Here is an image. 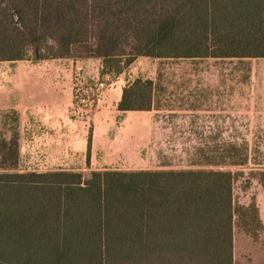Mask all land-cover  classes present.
I'll return each instance as SVG.
<instances>
[{"label": "trees", "instance_id": "trees-1", "mask_svg": "<svg viewBox=\"0 0 264 264\" xmlns=\"http://www.w3.org/2000/svg\"><path fill=\"white\" fill-rule=\"evenodd\" d=\"M138 56L264 57V0H0V61L119 74ZM152 93L138 78L119 108L148 110ZM1 149L0 264H235V226H261L235 203L239 170L22 171L16 134Z\"/></svg>", "mask_w": 264, "mask_h": 264}, {"label": "crops", "instance_id": "crops-1", "mask_svg": "<svg viewBox=\"0 0 264 264\" xmlns=\"http://www.w3.org/2000/svg\"><path fill=\"white\" fill-rule=\"evenodd\" d=\"M3 62L9 66L0 71V114L15 115L22 171L176 169L144 156L146 150L147 155L154 153L150 145L156 133L170 128L159 123L157 116L191 115L203 107L192 95L201 86L199 77L164 76L158 69L148 74L145 68L133 67L134 61L117 74L122 83L112 93L109 108L98 111L86 125L71 113L73 71L82 66L92 76L114 74L103 72L101 59L26 58ZM138 78L153 81L152 107L121 110L124 88ZM162 90L167 91V100Z\"/></svg>", "mask_w": 264, "mask_h": 264}, {"label": "rangeland", "instance_id": "rangeland-1", "mask_svg": "<svg viewBox=\"0 0 264 264\" xmlns=\"http://www.w3.org/2000/svg\"><path fill=\"white\" fill-rule=\"evenodd\" d=\"M7 66L8 62L0 61V71ZM134 66L145 68L148 74L158 69L164 76L200 78L201 86L192 95L203 103L201 112L159 114V123L170 128L156 133L150 145L154 153L147 155L146 150L144 156L176 169L241 171L234 186L235 203L245 207L254 204L261 226L255 235L235 226L234 262L264 264V57L138 56ZM166 92L162 90L163 98ZM15 134V115L0 114L1 172L12 161L1 147Z\"/></svg>", "mask_w": 264, "mask_h": 264}, {"label": "built area", "instance_id": "built-area-1", "mask_svg": "<svg viewBox=\"0 0 264 264\" xmlns=\"http://www.w3.org/2000/svg\"><path fill=\"white\" fill-rule=\"evenodd\" d=\"M121 83L120 75L92 76L82 66H76L73 71L71 113L89 125L98 111L109 108L112 93Z\"/></svg>", "mask_w": 264, "mask_h": 264}]
</instances>
